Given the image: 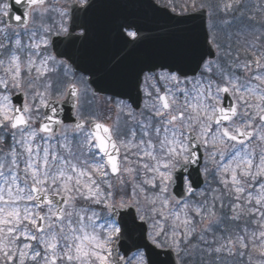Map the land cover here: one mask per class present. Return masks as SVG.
<instances>
[{
    "label": "snow or ice",
    "instance_id": "6c2138e0",
    "mask_svg": "<svg viewBox=\"0 0 264 264\" xmlns=\"http://www.w3.org/2000/svg\"><path fill=\"white\" fill-rule=\"evenodd\" d=\"M160 4L0 0V264H264V0Z\"/></svg>",
    "mask_w": 264,
    "mask_h": 264
},
{
    "label": "water",
    "instance_id": "95a60500",
    "mask_svg": "<svg viewBox=\"0 0 264 264\" xmlns=\"http://www.w3.org/2000/svg\"><path fill=\"white\" fill-rule=\"evenodd\" d=\"M161 13L167 12L168 16H171L170 13L166 9H161ZM161 22L166 21L167 17H161ZM187 22L183 25H180V27L184 30L192 31V32H201L202 25L204 23V17L202 13H197L195 15H192L191 17H186L185 18Z\"/></svg>",
    "mask_w": 264,
    "mask_h": 264
},
{
    "label": "trees",
    "instance_id": "16d2710c",
    "mask_svg": "<svg viewBox=\"0 0 264 264\" xmlns=\"http://www.w3.org/2000/svg\"><path fill=\"white\" fill-rule=\"evenodd\" d=\"M167 3V2H166ZM176 3H177V0H176ZM178 4V3H177ZM180 8L178 7L177 10H179Z\"/></svg>",
    "mask_w": 264,
    "mask_h": 264
},
{
    "label": "rangeland",
    "instance_id": "374dc122",
    "mask_svg": "<svg viewBox=\"0 0 264 264\" xmlns=\"http://www.w3.org/2000/svg\"><path fill=\"white\" fill-rule=\"evenodd\" d=\"M103 106V105H102Z\"/></svg>",
    "mask_w": 264,
    "mask_h": 264
}]
</instances>
